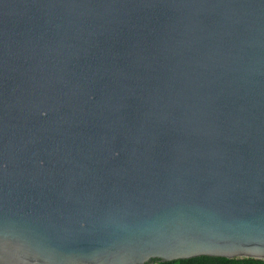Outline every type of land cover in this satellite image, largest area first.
I'll return each mask as SVG.
<instances>
[{"label": "water", "instance_id": "water-1", "mask_svg": "<svg viewBox=\"0 0 264 264\" xmlns=\"http://www.w3.org/2000/svg\"><path fill=\"white\" fill-rule=\"evenodd\" d=\"M264 259V0H0V264Z\"/></svg>", "mask_w": 264, "mask_h": 264}, {"label": "trees", "instance_id": "trees-1", "mask_svg": "<svg viewBox=\"0 0 264 264\" xmlns=\"http://www.w3.org/2000/svg\"><path fill=\"white\" fill-rule=\"evenodd\" d=\"M146 264H264V259L253 257H222L197 255L187 258H176L161 261L152 260Z\"/></svg>", "mask_w": 264, "mask_h": 264}]
</instances>
